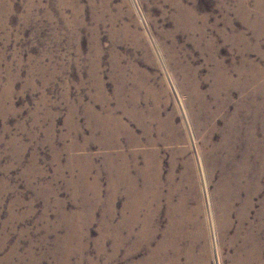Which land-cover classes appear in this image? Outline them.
Segmentation results:
<instances>
[{
    "label": "rangeland",
    "instance_id": "374dc122",
    "mask_svg": "<svg viewBox=\"0 0 264 264\" xmlns=\"http://www.w3.org/2000/svg\"><path fill=\"white\" fill-rule=\"evenodd\" d=\"M180 4L196 15L195 27L180 23ZM242 65L264 90V0H0V264H133L149 255L137 249L126 257L130 242L114 254L116 226L136 221L125 195L115 192L121 149L99 142L109 114L123 117L140 141L122 148L137 189L144 187L142 168L152 163L145 153L158 152L161 204L141 211L136 232L155 210V244L161 239L168 193L182 180L188 190L193 173L198 200L189 206L201 210L209 264H232L237 218L231 215L233 226L215 243L211 196L221 169L214 165L210 177L204 163L202 176L199 157L212 158L243 95L257 91L264 105L263 90L235 84ZM220 70L235 82L222 76L217 90ZM135 98L149 134L128 114ZM204 102L211 114L201 110ZM194 114L212 122L210 142L200 137L206 130ZM258 137L264 140V127Z\"/></svg>",
    "mask_w": 264,
    "mask_h": 264
},
{
    "label": "bare ground",
    "instance_id": "6f19581e",
    "mask_svg": "<svg viewBox=\"0 0 264 264\" xmlns=\"http://www.w3.org/2000/svg\"><path fill=\"white\" fill-rule=\"evenodd\" d=\"M178 8L180 10L178 17L180 23L195 27L197 22L194 12L183 4H180ZM238 72L241 79L235 84L239 85L242 91L246 92L247 90L248 92L249 87L252 85L255 86L254 91L263 90V88H260V85L252 84L257 81V73L250 78H246L244 65H242ZM222 76L226 78L228 83L235 82L234 80L232 81V77L220 70L217 78L218 83L215 86L216 89L221 88L223 85ZM258 95L260 94L257 91L256 93L243 95L241 109L239 108V112L236 111L234 120L226 123V130H224L222 139L212 147V158L206 157L205 155H203V158L199 157L202 176H204V163L207 164L208 175L210 177L215 172L214 165L221 169L219 181L211 196L214 202L215 212V215L211 214V218L214 220L213 224L215 223L218 228L217 233L213 229L212 237L215 243L217 234L223 240L233 226L231 215L234 214L237 218L236 230L231 238V243L232 245L238 244V246L232 255V264H264V198H260V195L264 192V183L262 180L264 175V140L258 137V130L264 127V115H262L264 105L262 106V102H258ZM197 96L202 101L203 95L200 94ZM134 101H137L136 98ZM138 102L135 103V107L128 114L133 119H136L138 124L144 128V131L149 134L150 126L146 127V114L144 112L141 114ZM121 104L124 105L122 102ZM201 110L205 114L210 113V105L204 102ZM109 115L101 122L103 137L99 142L106 148L121 149L115 153V158L119 161L116 167L114 165V169H116L114 176L115 192H117L116 195L118 196L120 194L125 195L126 208L132 211V218L136 221L135 223L123 222L116 226L114 254H118L130 242L131 245L127 249L126 257H131L137 249H147L150 251L149 255L143 258L141 262H134L133 264H182L181 262L184 257L187 259V264H198V260H201L202 264H209L210 250L206 229L197 217L201 210L193 209L189 206L191 199L197 198L198 200L196 195L197 182L195 181L193 173L188 182V190L184 189L185 182L182 180L180 185L168 193L169 223L163 229L161 239L155 244L159 230L153 223L155 210L153 212H146L142 224L139 222L140 230L136 232L139 226L137 224L139 220L138 215L141 211L144 209L151 210L153 207L158 208L161 204L163 193L159 191L161 187V183L159 182L160 172L158 165L153 163L155 162L153 159L158 156V152L149 151L145 153L147 159L153 157L151 159L152 163L149 162L142 168L144 187L141 190L137 189V180L129 175L128 169L130 167L127 161L130 160V155L122 148L125 145L131 148L133 145L139 144L140 141L135 136L134 131L125 123L123 117L112 119L111 114ZM193 117H195V114ZM195 122L199 129L203 127L206 130L204 133L200 132V137L205 135L208 138L205 142H210L215 131V128L211 126L212 122H200L197 116L195 117ZM129 135L131 137H128ZM123 136L126 138V143L122 140ZM149 143L154 145L156 141L150 139ZM238 145L241 146L239 149H237ZM223 151L227 154L225 158L220 156V153ZM237 154L240 155L239 159L237 158ZM121 188H125V191H120ZM177 191H182V193L180 194L179 200L174 203V195ZM256 199L260 201L259 207L258 210L255 209L256 211L251 216ZM197 200L196 202H198ZM107 234L108 231L106 230L104 235ZM134 235L135 239L131 241ZM199 241L202 242V253L198 258L195 249Z\"/></svg>",
    "mask_w": 264,
    "mask_h": 264
}]
</instances>
